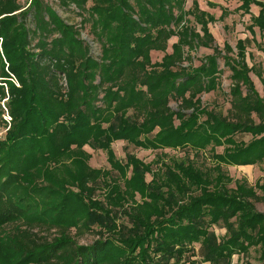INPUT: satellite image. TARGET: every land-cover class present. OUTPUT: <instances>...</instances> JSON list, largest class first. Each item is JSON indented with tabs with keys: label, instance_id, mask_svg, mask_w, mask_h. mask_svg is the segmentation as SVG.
<instances>
[{
	"label": "trees",
	"instance_id": "16d2710c",
	"mask_svg": "<svg viewBox=\"0 0 264 264\" xmlns=\"http://www.w3.org/2000/svg\"><path fill=\"white\" fill-rule=\"evenodd\" d=\"M238 1L243 13L260 7L247 28L259 30L264 56V2ZM59 2L90 24L99 57L45 0H0V264H233L252 248L258 261L243 264H264V182L226 170L264 163V59L248 63L251 40L220 48L198 0ZM200 47L213 52L195 65ZM221 60L232 79L226 114L201 99L219 88ZM118 140L185 157L129 152L122 162ZM86 146L105 151L119 176L92 167ZM191 152L209 153L211 165ZM73 230L97 238L79 243Z\"/></svg>",
	"mask_w": 264,
	"mask_h": 264
},
{
	"label": "rangeland",
	"instance_id": "374dc122",
	"mask_svg": "<svg viewBox=\"0 0 264 264\" xmlns=\"http://www.w3.org/2000/svg\"><path fill=\"white\" fill-rule=\"evenodd\" d=\"M50 5H52L58 13L67 21L75 23L77 27L80 29L81 38L84 39L91 47L92 54L95 57H99L101 55V45L95 39L94 34L91 31L90 24L83 23L82 19L84 16L80 14L79 9H77L74 5L69 8H65L60 5L59 0H45ZM202 9L208 11L213 14L215 17V21L210 23V29L215 37L216 44L219 45L220 48H224L226 42L232 45L234 48L238 39L240 38H249L251 42L248 44V53H247V61L250 65L260 64L263 59V52L259 48L258 42L261 41V36L259 30L256 28V37L250 32L247 28L249 24H251V15H257L260 11V7L256 4L251 6V13H243V10L239 9V5L241 4L238 0H198ZM264 2V0H261ZM23 5H27V0H21ZM193 0H187L186 7L190 8L192 6ZM226 8L229 11L228 16L225 18H221L222 9ZM86 15V14H85ZM177 38H173L170 41V45L168 51H171V44L176 41ZM213 50L211 48L200 47L197 51H193L192 55H194L193 62L195 65L200 64L201 59L212 53ZM164 53L161 51H153L152 58L153 61L161 60ZM189 61L186 62L188 64ZM220 67L223 69L221 73V83L219 88L216 91H212L209 93H203L201 96L202 103L207 106L209 109H215L217 111H222L225 114L228 113L230 104V88L232 85L231 79V71L228 67L224 65V62L221 60ZM254 79L258 90L263 93V86L260 79L255 75L251 74ZM171 105L174 109L178 108V102L175 100L171 101ZM1 131V129H0ZM245 139L250 140L251 135H245ZM86 149L92 153V157L89 160V164L92 167L101 168L111 170L112 175L119 176V173L116 170L111 169V165L108 160L107 153L103 150H94L89 146H86ZM113 149L116 153V156L122 161L126 162L127 154L134 153L138 157L142 158L146 162H151L153 159L160 155L161 152L168 153L171 156L175 157H185L184 150H173L167 149L165 151L162 150H145L142 148L135 147L132 144H128L123 140H118L113 143ZM219 151H222L223 148H218ZM190 158L194 159L195 163L199 166L208 167L211 165L212 161L209 158V153H204L203 155L194 156V154L190 153ZM154 169L157 168L155 164L153 166ZM227 172L233 176L234 178H246L250 184L255 185L257 181L264 182V163H258L255 165H241V166H229L226 168ZM152 177L150 174L147 175V179L150 180ZM98 197L102 198L103 188L98 190ZM257 208L261 211H264V204L261 202L257 203ZM123 218V216H121ZM120 218V222H122ZM125 219V218H124ZM13 225H8L7 228H12ZM213 229L220 236L226 233V229L221 226H213ZM42 234L48 235H56V229L51 230L50 232L47 230H42ZM1 234V232H0ZM72 235L76 238L79 243L88 244L92 243L97 235L94 231L86 232L83 235L76 234V230L72 231ZM199 247L195 245V250ZM199 258V256H195L194 258ZM259 257V252L256 248H252L250 252L246 255L243 254H235L233 256V264H243L245 261L249 260L252 262H257ZM210 264V263H205Z\"/></svg>",
	"mask_w": 264,
	"mask_h": 264
},
{
	"label": "built area",
	"instance_id": "2783aa9c",
	"mask_svg": "<svg viewBox=\"0 0 264 264\" xmlns=\"http://www.w3.org/2000/svg\"><path fill=\"white\" fill-rule=\"evenodd\" d=\"M4 110H5L4 117L10 123V116L8 114V110H7L6 106H4ZM5 131H6V129H3V130L0 131V138L2 137V135H4Z\"/></svg>",
	"mask_w": 264,
	"mask_h": 264
}]
</instances>
